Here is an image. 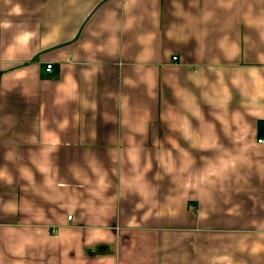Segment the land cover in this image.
<instances>
[{
  "label": "crops",
  "instance_id": "0c3cea01",
  "mask_svg": "<svg viewBox=\"0 0 264 264\" xmlns=\"http://www.w3.org/2000/svg\"><path fill=\"white\" fill-rule=\"evenodd\" d=\"M261 137L264 0H0V264H264Z\"/></svg>",
  "mask_w": 264,
  "mask_h": 264
},
{
  "label": "built area",
  "instance_id": "2783aa9c",
  "mask_svg": "<svg viewBox=\"0 0 264 264\" xmlns=\"http://www.w3.org/2000/svg\"><path fill=\"white\" fill-rule=\"evenodd\" d=\"M177 59L176 58H173V61H176ZM46 72L47 73H51L52 72V65H46V68H45ZM257 143L258 144H262L264 143V137H261L260 139L257 140ZM71 217H68V219L70 220Z\"/></svg>",
  "mask_w": 264,
  "mask_h": 264
},
{
  "label": "clouds",
  "instance_id": "9594fccd",
  "mask_svg": "<svg viewBox=\"0 0 264 264\" xmlns=\"http://www.w3.org/2000/svg\"><path fill=\"white\" fill-rule=\"evenodd\" d=\"M16 11L19 12V8H17Z\"/></svg>",
  "mask_w": 264,
  "mask_h": 264
}]
</instances>
